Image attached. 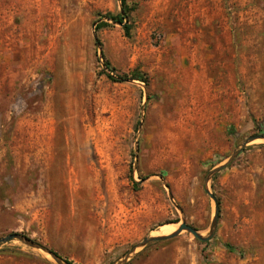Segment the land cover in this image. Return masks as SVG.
Segmentation results:
<instances>
[{"label":"rangeland","instance_id":"1","mask_svg":"<svg viewBox=\"0 0 264 264\" xmlns=\"http://www.w3.org/2000/svg\"><path fill=\"white\" fill-rule=\"evenodd\" d=\"M125 4L120 24L102 17L121 0H0V237L72 264L182 222L208 235L207 173L264 135V0ZM207 187L208 241L184 231L126 264H264V140ZM0 264L55 263L14 240Z\"/></svg>","mask_w":264,"mask_h":264},{"label":"water","instance_id":"2","mask_svg":"<svg viewBox=\"0 0 264 264\" xmlns=\"http://www.w3.org/2000/svg\"><path fill=\"white\" fill-rule=\"evenodd\" d=\"M256 140H264V135H255V136H251L249 138H247L238 149H236L233 154L228 158V160L210 170L205 179H204V190L206 192V194L209 196L210 199H212V201L215 204L214 207V215L211 221V225H210V229H209V233L206 236H202L200 235L193 227L187 225L186 223L182 222L180 223L177 228L172 231L169 234L166 235H156V236H152L149 235L147 237H145L144 239H142V241L140 243H138L136 246L132 247L125 255L122 259H120L118 262H116L115 264H126L128 262V260L131 258V256L133 254H135L137 252L138 249H142L145 246H147L150 243L153 242H162V241H166L169 239H172L176 236H178L181 232H187L190 235H192L195 239L201 241V242H206L208 241L213 234L215 233V228H216V224H217V220H218V213H219V209H218V204L216 202L215 197L209 192L208 190V182L211 179V177L213 175H215L216 173H218L219 171H221L222 169H224L227 165H229L234 158L240 153V151L249 143L256 141ZM17 240L23 244H25L26 246H28L29 248L35 249L37 251H40L42 253H44L45 255H47L48 257H50V259L55 263V264H68L66 261H64L63 259H61L58 255H56L55 253H53L52 251L46 249L44 246L36 243L35 241L29 239L28 237L20 234V233H9L3 237H0V245L11 242Z\"/></svg>","mask_w":264,"mask_h":264},{"label":"trees","instance_id":"3","mask_svg":"<svg viewBox=\"0 0 264 264\" xmlns=\"http://www.w3.org/2000/svg\"><path fill=\"white\" fill-rule=\"evenodd\" d=\"M126 4H125V0H121V11L119 14H116V15H112V14H109L107 13L106 15H104L102 18H105L107 20H110L112 21L113 23H123V20L127 18L126 16ZM107 23H101V25L99 27L96 28V30H99L101 27H104L106 26ZM124 31L125 33L127 34L129 32V27L125 24L124 25ZM105 68L111 70L112 68L110 67L109 63L105 62ZM135 76V75H134ZM140 80H142V78L140 77ZM68 264H72L70 262L67 261Z\"/></svg>","mask_w":264,"mask_h":264},{"label":"bare ground","instance_id":"4","mask_svg":"<svg viewBox=\"0 0 264 264\" xmlns=\"http://www.w3.org/2000/svg\"><path fill=\"white\" fill-rule=\"evenodd\" d=\"M174 227H162L160 234H169L171 231L168 230H174Z\"/></svg>","mask_w":264,"mask_h":264}]
</instances>
